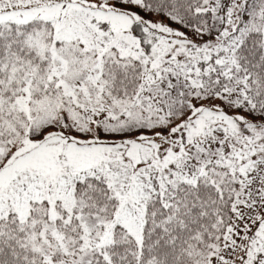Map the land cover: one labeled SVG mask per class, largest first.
<instances>
[{
    "label": "snow or ice",
    "instance_id": "6c2138e0",
    "mask_svg": "<svg viewBox=\"0 0 264 264\" xmlns=\"http://www.w3.org/2000/svg\"><path fill=\"white\" fill-rule=\"evenodd\" d=\"M0 264H264V0H0Z\"/></svg>",
    "mask_w": 264,
    "mask_h": 264
}]
</instances>
